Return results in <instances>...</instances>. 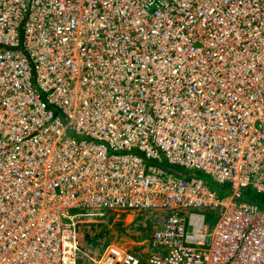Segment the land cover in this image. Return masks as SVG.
Segmentation results:
<instances>
[{"label":"built area","instance_id":"built-area-1","mask_svg":"<svg viewBox=\"0 0 264 264\" xmlns=\"http://www.w3.org/2000/svg\"><path fill=\"white\" fill-rule=\"evenodd\" d=\"M128 5L0 0V264H79L109 214L158 223L147 264H264V0H174L159 40Z\"/></svg>","mask_w":264,"mask_h":264},{"label":"rangeland","instance_id":"rangeland-1","mask_svg":"<svg viewBox=\"0 0 264 264\" xmlns=\"http://www.w3.org/2000/svg\"><path fill=\"white\" fill-rule=\"evenodd\" d=\"M157 0H125L126 3H130V5L127 6L126 15L129 16L132 20L135 17L136 11L141 4V2L146 3V7L141 8L140 13L138 14L139 23H141L142 26L148 28L153 32L152 38L159 40L166 32H168V29L162 30V24L163 20H167L168 24L172 21L175 13V7H174V0H159L160 3H156ZM138 2L137 7H132V4ZM162 2H167L168 6L162 7L160 4ZM156 6L157 13L153 14L150 13V6ZM137 16L135 17L136 21ZM134 26V24H133ZM171 33V31H169ZM136 155L140 157H144V155L138 151L134 152ZM174 169L178 172H182L183 174H189V172L179 168L174 167ZM185 171V172H184ZM201 174V177L203 178V181L206 183L207 187L217 192L218 195L224 194L225 190L227 189V186H220L218 185L214 179L211 177L203 174ZM208 183V184H207ZM209 185V186H208ZM221 190V191H220ZM252 190L251 194H245V198L249 200H253L254 198V190ZM221 198H224L223 196H220ZM124 218L125 215H121L119 218V222H116V217L114 214H109L108 218L104 221L100 222H90L86 224H82L79 226V239H80V248L82 250L80 257L83 258L80 259L79 264H88V260L91 262L90 257L100 259L102 256L104 249L109 244H117L118 242L121 245L120 248L124 247L126 250H128V254H132L135 256L139 261L140 264H147L148 256L152 253L156 254L157 252L153 251L150 252L149 248L146 249L148 246L146 241L144 240H150V236L152 233L154 234L155 226L152 225V222L148 221L146 217L144 216H137L136 219H133L132 226L126 227L128 230L125 232L120 233L117 231L116 228H122L125 229L124 226ZM131 219H129V222ZM210 226L215 225V221L211 220L208 222ZM88 227L89 229H92V239L93 241L88 240L89 244L87 248L81 244V231L85 229V227ZM157 228V226H156ZM153 230V231H151ZM127 233V234H126ZM154 236V235H153ZM153 236L150 241L149 247L152 246L153 242ZM147 237V238H146ZM117 242V243H116ZM154 250V248H150ZM93 264V262H91Z\"/></svg>","mask_w":264,"mask_h":264},{"label":"trees","instance_id":"trees-1","mask_svg":"<svg viewBox=\"0 0 264 264\" xmlns=\"http://www.w3.org/2000/svg\"><path fill=\"white\" fill-rule=\"evenodd\" d=\"M56 116H60L61 117V114L58 112V111H56ZM170 170L171 171H173V172H175L176 174H178L179 176H181V177H188V176H190V175H188V174H183L182 172H179L178 173V171H176L175 169H174V167H170ZM194 175V174H193ZM196 175L198 176V177H200L202 180H203V178L201 177V174H197L196 173ZM208 184V183H207ZM209 186V185H208ZM220 186H227V185H220ZM221 191V190H220ZM251 192H252V190H249V192L248 193H245V192H243V195H242V200L243 201H245V202H248L249 204H251V205H255V206H257L258 208H260V209H264V195H261V194H259V193H257L256 191H254V193H255V195H254V198H253V200H249V199H246L244 196H245V194H251ZM231 193V188L229 187V186H227V189L225 190V193L222 195V194H220L219 196H223V197H227L229 194ZM80 238H81V244H82V248H83V245L87 248V246H88V244H89V242H88V240H90V241H93V239H92V229H89L87 226L85 227V229L83 230V231H81V236H80ZM83 257L81 256L80 258H79V261H80V259H82ZM88 264H91V262L88 260Z\"/></svg>","mask_w":264,"mask_h":264},{"label":"crops","instance_id":"crops-1","mask_svg":"<svg viewBox=\"0 0 264 264\" xmlns=\"http://www.w3.org/2000/svg\"><path fill=\"white\" fill-rule=\"evenodd\" d=\"M137 216L138 215H133V214H127V215H125V218H124V226H125V229H122V228H116L117 229V231H119L120 233H122V232H125L126 230H128L126 227H131L132 226V221H133V219H136L137 218ZM140 216V215H139ZM141 216H144V215H141ZM116 217V219L117 220H115L116 222H119V218L121 217V215H119V216H115ZM119 217V218H118ZM144 217H146L147 218V220L148 221H150V222H152V225L153 226H155V229H156V226H157V222H155L150 216H144ZM129 219H131V221L129 222ZM151 231H153V230H151ZM155 231V230H154ZM127 234V233H126ZM152 236H153V233H152V235L150 236V240H144V241H146L145 243H147V247H146V249L147 248H149V250H150V252H153V250L152 249H150L151 247H149V245H150V241H151V238H152ZM147 238V237H146ZM117 243V242H116ZM118 244H120L119 242L117 243V244H115V243H113L112 245H114V246H117ZM119 246H121V245H119Z\"/></svg>","mask_w":264,"mask_h":264},{"label":"bare ground","instance_id":"bare-ground-1","mask_svg":"<svg viewBox=\"0 0 264 264\" xmlns=\"http://www.w3.org/2000/svg\"><path fill=\"white\" fill-rule=\"evenodd\" d=\"M71 145H73V143H71ZM183 172V171H182ZM185 172V171H184ZM179 173V172H178ZM198 174V173H197ZM43 174L42 173H38V175H37V181L38 180H40V179H42V176ZM185 175V174H184ZM189 175V174H188ZM200 178V177H199ZM34 182H36L35 180H33ZM36 185H38V183L36 184ZM43 196H46L45 195V192H44V194H43ZM48 218V216L46 215V214H44L43 213V215H42V217L41 218H37L38 219V223L40 222V220H42L44 223H46L47 222V219ZM225 222H226V220H225ZM25 225H27V224H25ZM28 227H29V225H27ZM37 227V226H36ZM24 231H23V229L22 228H20V234H22ZM71 236V234H69L68 235V237H70ZM36 238V237H35ZM112 246H114V245H112ZM116 249H118L121 253H126L128 250H126L124 247H122V248H120V246H114ZM108 259V257H105L102 261H100V263L99 264H105L106 263V260Z\"/></svg>","mask_w":264,"mask_h":264},{"label":"water","instance_id":"water-1","mask_svg":"<svg viewBox=\"0 0 264 264\" xmlns=\"http://www.w3.org/2000/svg\"><path fill=\"white\" fill-rule=\"evenodd\" d=\"M244 192H245V193H248V192H249V188H245V189H244Z\"/></svg>","mask_w":264,"mask_h":264}]
</instances>
